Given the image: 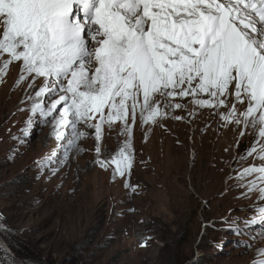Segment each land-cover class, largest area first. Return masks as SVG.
Listing matches in <instances>:
<instances>
[{"label":"snow or ice","instance_id":"1","mask_svg":"<svg viewBox=\"0 0 264 264\" xmlns=\"http://www.w3.org/2000/svg\"><path fill=\"white\" fill-rule=\"evenodd\" d=\"M14 63L17 87L30 78L35 89L42 80L28 96L32 115L23 129L27 136L36 116L52 124L57 149L42 168L80 150L88 135L81 124L94 130L99 157L105 125L119 123L124 142L97 163L114 165V177L130 175L137 116L145 125L183 120L172 114L187 111L178 101L190 97L196 108L218 113L223 126L257 132L240 160L255 154L262 163L237 167L229 179L245 190L240 198L259 193L264 202V0H0V83ZM255 226L264 234L259 203L229 224L240 235ZM258 257L253 264H264V249Z\"/></svg>","mask_w":264,"mask_h":264},{"label":"rangeland","instance_id":"2","mask_svg":"<svg viewBox=\"0 0 264 264\" xmlns=\"http://www.w3.org/2000/svg\"><path fill=\"white\" fill-rule=\"evenodd\" d=\"M19 75L14 63L0 83V264H27L6 252L4 237L44 264H253L259 258L261 227L244 235L229 227L264 205L259 193L240 198L245 190L229 179L237 167L262 163L255 154L240 160L255 130L223 126L218 113L196 108L189 97L178 101L187 111L172 114L183 120L145 125L137 116L130 175L114 177V165L105 170L97 163L124 142L119 123L105 125L99 157L94 130L81 124L88 135L80 150L63 165L42 168L39 162L57 149L52 124L36 116L29 134L23 132L32 115L28 96L42 80L35 89L30 78L17 87ZM189 112L195 113L190 120Z\"/></svg>","mask_w":264,"mask_h":264},{"label":"trees","instance_id":"3","mask_svg":"<svg viewBox=\"0 0 264 264\" xmlns=\"http://www.w3.org/2000/svg\"><path fill=\"white\" fill-rule=\"evenodd\" d=\"M100 222L98 223V227L100 228L104 223V216H100L99 218ZM6 243L8 244V247L10 250L14 253V255L23 260L27 264H44L41 258H33L30 255H28L25 251L21 250L20 247L17 245L19 242L11 241L7 239V237H4Z\"/></svg>","mask_w":264,"mask_h":264},{"label":"bare ground","instance_id":"4","mask_svg":"<svg viewBox=\"0 0 264 264\" xmlns=\"http://www.w3.org/2000/svg\"><path fill=\"white\" fill-rule=\"evenodd\" d=\"M242 140H243V139H242ZM242 140L240 141V144L243 142ZM239 148H240V145L237 147V149H236V150H238ZM7 248H8V246H7ZM9 250H10V248H9ZM6 252H7V250H6ZM7 253H8V252H7ZM8 254H9V255H10V254L12 255V251H11V252H9ZM9 264H11V263H9Z\"/></svg>","mask_w":264,"mask_h":264},{"label":"water","instance_id":"5","mask_svg":"<svg viewBox=\"0 0 264 264\" xmlns=\"http://www.w3.org/2000/svg\"><path fill=\"white\" fill-rule=\"evenodd\" d=\"M3 244H4V249L5 250H7V252L9 253V252H11V250H9V247L7 248V245L4 243V242H2ZM1 247V246H0ZM2 248V247H1Z\"/></svg>","mask_w":264,"mask_h":264}]
</instances>
